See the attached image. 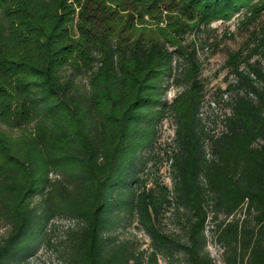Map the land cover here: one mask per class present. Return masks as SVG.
Instances as JSON below:
<instances>
[{"label":"trees","instance_id":"obj_1","mask_svg":"<svg viewBox=\"0 0 264 264\" xmlns=\"http://www.w3.org/2000/svg\"><path fill=\"white\" fill-rule=\"evenodd\" d=\"M70 1L0 0V264H26L38 245L65 264H215L208 229L225 264H264V23L209 98L195 39L184 43L242 8L253 22L264 0ZM146 16L167 28L128 31ZM169 85L181 87L170 101ZM211 102L229 111L209 127ZM164 118L174 135L159 150ZM169 211L182 233L164 228ZM130 226L147 247L118 231Z\"/></svg>","mask_w":264,"mask_h":264},{"label":"rangeland","instance_id":"obj_2","mask_svg":"<svg viewBox=\"0 0 264 264\" xmlns=\"http://www.w3.org/2000/svg\"><path fill=\"white\" fill-rule=\"evenodd\" d=\"M256 1V0H255ZM69 2H71L69 0ZM244 8H242L239 12L235 13L232 18L229 19H217L213 20L208 26V29L201 28L202 30L195 31L194 33H188L184 36V43H189L195 39L196 42V50L198 53V57L202 63V69L200 73V78L203 79L205 84V97H212L219 90H224L227 84L230 81L234 80V73L231 72V68L229 66H225L226 61L229 57L230 52L239 50L240 48L245 47V43L252 38V31L261 27L264 23V13L261 14L258 19L254 20L249 24H242L243 16H244ZM159 18H150L148 16L145 17L144 23L142 25L139 22L134 23L136 28L132 27L129 32L134 31V33H150L151 28H159V32L162 28H167L166 22L167 20ZM3 18L0 15V25L5 24ZM7 30L8 28L5 27ZM170 29L171 26H169ZM172 32V30H171ZM146 34H144L145 36ZM250 40V43H253L254 40ZM215 44L212 46L211 44ZM172 49V48H171ZM245 49V48H244ZM181 61V60H180ZM181 68V66H180ZM179 70H176L178 72ZM70 72V70H67ZM75 80L79 82V84L84 87L87 84V75L82 74L79 77H76ZM181 90L179 86H167L166 92L164 95V99L172 100L175 95ZM228 96V95H227ZM224 98L226 95L223 96ZM225 111H229L228 108L224 109L223 107L214 106L213 103L209 105L204 104L201 109L200 117L203 119L202 121L206 123L207 126L212 127L211 123L205 119L206 115L210 112L213 115H218V117H223V113ZM35 126V122H32L27 129H33ZM222 123L218 121V128H221ZM174 125L172 121L168 118H164L158 124V132L156 135V146L159 150L169 145L171 139L174 135ZM11 136L21 135L23 133L22 129L17 130H9ZM161 155V154H160ZM2 156L0 155V158ZM151 173L157 174L156 167H151ZM161 174L164 181L171 186L172 181L170 177V168L169 162H164L158 171ZM60 177L58 173L54 171H50L49 176L51 178ZM151 175V174H150ZM37 200V197L34 201ZM242 213L239 212L237 215L240 216ZM181 221L177 219L171 211L165 213L163 218L164 228L170 232H181L183 229L181 228V224L178 222ZM56 222L61 225H69L71 220L66 218H57ZM210 228V227H209ZM10 223L3 216L0 217V236H5L9 232ZM118 231L123 232L126 235H130L135 237L142 247H147L149 238L143 233V231L133 229L132 226L127 227L126 229H118ZM182 233V232H181ZM211 231L208 229L207 234L209 235L207 249L210 255L214 258L215 264H225L222 256L221 247L215 243L214 239L211 236ZM26 264H65L62 259L59 258L58 254L50 249L45 248L43 245H38L35 252L28 259ZM158 264H167V261L164 259H160ZM175 264H185V263H175Z\"/></svg>","mask_w":264,"mask_h":264},{"label":"built area","instance_id":"obj_3","mask_svg":"<svg viewBox=\"0 0 264 264\" xmlns=\"http://www.w3.org/2000/svg\"><path fill=\"white\" fill-rule=\"evenodd\" d=\"M211 103H213V102H211ZM213 105H214V103H213Z\"/></svg>","mask_w":264,"mask_h":264}]
</instances>
